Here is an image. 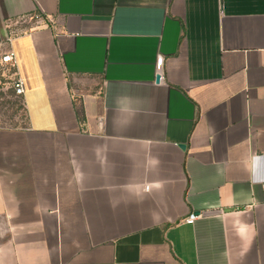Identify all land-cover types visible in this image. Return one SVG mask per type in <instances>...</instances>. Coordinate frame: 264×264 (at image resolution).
<instances>
[{"label": "crops", "instance_id": "0c3cea01", "mask_svg": "<svg viewBox=\"0 0 264 264\" xmlns=\"http://www.w3.org/2000/svg\"><path fill=\"white\" fill-rule=\"evenodd\" d=\"M34 16L0 264H264V0H0Z\"/></svg>", "mask_w": 264, "mask_h": 264}, {"label": "rangeland", "instance_id": "374dc122", "mask_svg": "<svg viewBox=\"0 0 264 264\" xmlns=\"http://www.w3.org/2000/svg\"><path fill=\"white\" fill-rule=\"evenodd\" d=\"M39 16L0 24V62L9 50L10 40L43 24ZM15 70L0 63V129H23L28 125L24 101L13 89Z\"/></svg>", "mask_w": 264, "mask_h": 264}, {"label": "built area", "instance_id": "2783aa9c", "mask_svg": "<svg viewBox=\"0 0 264 264\" xmlns=\"http://www.w3.org/2000/svg\"><path fill=\"white\" fill-rule=\"evenodd\" d=\"M164 62V58L163 57H159L157 59L156 62V69H157V76H160V81L162 78V67H163V63ZM1 65L4 66H9L10 68L15 70V80L13 82V89L16 92V94H18L19 96L23 97L24 96V92H25V86L24 83L22 81V79L19 77L18 71H17V66H16V59H15V54L12 50H8L3 57L1 58ZM202 215L201 214H196V213H191L188 218L186 219V223L187 224H192L195 221H197L199 218H201Z\"/></svg>", "mask_w": 264, "mask_h": 264}, {"label": "water", "instance_id": "95a60500", "mask_svg": "<svg viewBox=\"0 0 264 264\" xmlns=\"http://www.w3.org/2000/svg\"><path fill=\"white\" fill-rule=\"evenodd\" d=\"M156 83H160V76L156 77ZM184 148V147H183Z\"/></svg>", "mask_w": 264, "mask_h": 264}]
</instances>
